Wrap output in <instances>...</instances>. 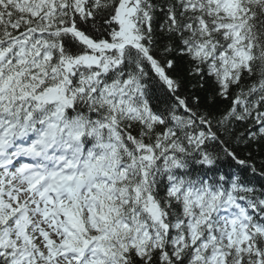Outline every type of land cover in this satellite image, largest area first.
Listing matches in <instances>:
<instances>
[{
  "label": "snow or ice",
  "instance_id": "obj_1",
  "mask_svg": "<svg viewBox=\"0 0 264 264\" xmlns=\"http://www.w3.org/2000/svg\"><path fill=\"white\" fill-rule=\"evenodd\" d=\"M0 264H264V0H0Z\"/></svg>",
  "mask_w": 264,
  "mask_h": 264
}]
</instances>
